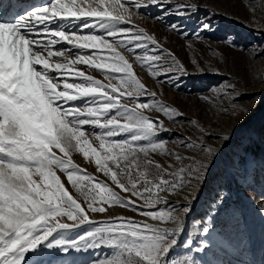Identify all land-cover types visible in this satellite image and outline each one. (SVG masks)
I'll list each match as a JSON object with an SVG mask.
<instances>
[{
	"label": "snow or ice",
	"instance_id": "obj_1",
	"mask_svg": "<svg viewBox=\"0 0 264 264\" xmlns=\"http://www.w3.org/2000/svg\"><path fill=\"white\" fill-rule=\"evenodd\" d=\"M149 3L182 17L199 10L171 0ZM147 7L143 0H48L5 20L0 5V264H29L30 253L46 250L101 248L108 252L90 264H197L191 255L170 254L216 155L207 139L230 137H214L192 120L202 135L177 142L187 154L168 147L161 134L171 130L150 113L170 122L184 113L158 99L133 62L161 84L188 71L133 23L132 8ZM254 54L264 59V51ZM93 70L103 79L89 74ZM238 91L235 84L223 86L231 107L202 99L222 113L248 115L231 96ZM74 154L104 179L77 164ZM180 196L186 206H169L170 197ZM124 211L144 219L118 214ZM210 227L197 223L183 247L204 252Z\"/></svg>",
	"mask_w": 264,
	"mask_h": 264
},
{
	"label": "rangeland",
	"instance_id": "obj_2",
	"mask_svg": "<svg viewBox=\"0 0 264 264\" xmlns=\"http://www.w3.org/2000/svg\"><path fill=\"white\" fill-rule=\"evenodd\" d=\"M143 2L148 4L146 9L137 12L132 8L133 23L154 35L188 71L175 83L161 84L151 78L146 68L133 62L138 78L157 93L158 99L184 113L179 122L150 113L164 119L171 130L161 134L169 142L168 147L187 154L177 142L189 137L196 140L202 135L190 123L192 120L205 126L214 137L225 134L230 137L228 140L207 139L216 155L205 179L197 186L180 244L170 255L176 259L191 255L197 264H264V138L261 137V133L264 134V59L254 54L264 51V0H171V5L198 6V11L183 17L173 14L174 8L165 13L149 0ZM161 16L162 20L157 18ZM173 24L179 27L178 31L170 28ZM205 24L210 28H204ZM193 60L198 61L203 72ZM89 74L103 79L95 70ZM160 79L167 80L166 77ZM228 83L235 84L239 90L231 93L239 97L235 102L237 110L244 108L250 114L222 113L202 99L213 97L218 103L231 107L233 102L222 96L223 86ZM257 116V125L247 124ZM156 158L163 162L161 157ZM73 159L88 172L104 179L79 154H74ZM69 190L72 191L70 187ZM187 204L183 196L169 200V206L177 208ZM118 214L136 216L130 211ZM197 223L201 227L211 225L208 247L202 253L183 247L194 235ZM105 252L107 248L67 254L46 250L41 256L30 253L28 260L29 264H90Z\"/></svg>",
	"mask_w": 264,
	"mask_h": 264
},
{
	"label": "bare ground",
	"instance_id": "obj_3",
	"mask_svg": "<svg viewBox=\"0 0 264 264\" xmlns=\"http://www.w3.org/2000/svg\"><path fill=\"white\" fill-rule=\"evenodd\" d=\"M0 2H6L9 5V11L4 15L3 13V18L5 20H11L14 18V16L24 13L28 10H32L34 7L42 6L47 3L45 0H11V1H5V0H0ZM18 6V9L16 7ZM31 6H34L33 8H30ZM259 121V116L253 117L250 119L249 124L250 126L252 125H257L256 123Z\"/></svg>",
	"mask_w": 264,
	"mask_h": 264
},
{
	"label": "trees",
	"instance_id": "obj_4",
	"mask_svg": "<svg viewBox=\"0 0 264 264\" xmlns=\"http://www.w3.org/2000/svg\"><path fill=\"white\" fill-rule=\"evenodd\" d=\"M261 137H263V138H264V134H263V133H261Z\"/></svg>",
	"mask_w": 264,
	"mask_h": 264
}]
</instances>
